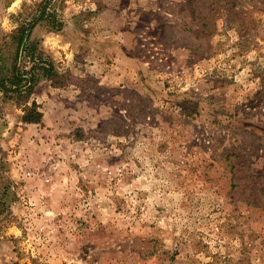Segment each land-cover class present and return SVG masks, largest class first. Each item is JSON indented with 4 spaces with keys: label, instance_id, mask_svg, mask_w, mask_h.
<instances>
[{
    "label": "rangeland",
    "instance_id": "374dc122",
    "mask_svg": "<svg viewBox=\"0 0 264 264\" xmlns=\"http://www.w3.org/2000/svg\"><path fill=\"white\" fill-rule=\"evenodd\" d=\"M40 1L0 0V46ZM47 11L57 74L0 99V264H264V0Z\"/></svg>",
    "mask_w": 264,
    "mask_h": 264
},
{
    "label": "trees",
    "instance_id": "16d2710c",
    "mask_svg": "<svg viewBox=\"0 0 264 264\" xmlns=\"http://www.w3.org/2000/svg\"><path fill=\"white\" fill-rule=\"evenodd\" d=\"M52 0H41L37 13L22 20L10 33L11 40L0 46V99H19L28 101L42 77L51 78L57 74L52 58L40 49L39 41L32 38L36 25L48 22L51 28L61 30L64 21L55 12L47 11ZM25 56L31 57L33 65L25 67ZM23 120L41 122L43 113L38 110L36 102L25 108Z\"/></svg>",
    "mask_w": 264,
    "mask_h": 264
},
{
    "label": "crops",
    "instance_id": "0c3cea01",
    "mask_svg": "<svg viewBox=\"0 0 264 264\" xmlns=\"http://www.w3.org/2000/svg\"><path fill=\"white\" fill-rule=\"evenodd\" d=\"M101 16V14L99 15V17ZM91 25H92V23H91ZM86 26H88V25H86Z\"/></svg>",
    "mask_w": 264,
    "mask_h": 264
}]
</instances>
